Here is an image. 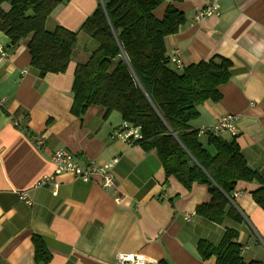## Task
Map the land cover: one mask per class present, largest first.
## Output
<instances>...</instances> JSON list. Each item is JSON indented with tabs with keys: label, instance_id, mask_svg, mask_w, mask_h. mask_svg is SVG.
<instances>
[{
	"label": "crops",
	"instance_id": "obj_1",
	"mask_svg": "<svg viewBox=\"0 0 264 264\" xmlns=\"http://www.w3.org/2000/svg\"><path fill=\"white\" fill-rule=\"evenodd\" d=\"M108 1L60 0L47 20L48 31L61 26L78 33L64 74L40 77L31 65L28 40L12 47L0 32V48L8 53L0 60V264H44L35 258V236L51 255L45 264H114L119 253L140 256L147 264H217L215 256L203 259L198 245L218 246L228 229L239 233L245 264H264V210L253 199L258 181H240L234 191L232 206L242 223L229 217L212 223L196 213L212 199L207 185L188 190L166 177L155 151L112 138L125 122L118 112L106 114V108L92 105L81 118L71 113L76 66L98 47L81 26ZM213 2L219 15L197 20L198 11ZM169 5L186 22L166 38V56L177 54L184 66L215 56L231 62L230 80L219 88L222 100L201 105L190 126L199 130L237 115L235 141L249 168L264 180V0H164L155 16L162 19ZM206 136L200 141L208 148ZM59 149L83 166L118 157L114 188L103 189L99 178L83 182L69 173L55 175L52 156ZM50 176L51 183L39 185Z\"/></svg>",
	"mask_w": 264,
	"mask_h": 264
},
{
	"label": "trees",
	"instance_id": "obj_2",
	"mask_svg": "<svg viewBox=\"0 0 264 264\" xmlns=\"http://www.w3.org/2000/svg\"><path fill=\"white\" fill-rule=\"evenodd\" d=\"M164 0H109L99 4L81 26L98 47L85 63L76 66L71 113L81 118L92 105L118 112L123 121L140 126L145 151H155L166 177H175L186 189L207 185L210 203L196 213L215 224L227 217L237 223L242 215L232 206L240 181H258L255 203L264 210V180L252 171L235 141L208 133L206 147L190 123L207 101L220 102L219 88L230 80L231 62L220 57L176 69L166 56V38L179 32L186 17L168 6L162 19L155 11ZM60 0H0V32L11 46L27 41L31 65L40 77L64 74L72 62L78 33L64 27L54 31L46 23ZM8 6V9H5ZM211 150H214L212 152ZM239 233L228 229L220 244L198 245L203 259L217 264H245ZM36 261L47 263L51 255L35 236ZM162 264V263H161ZM258 264V263H251Z\"/></svg>",
	"mask_w": 264,
	"mask_h": 264
},
{
	"label": "built area",
	"instance_id": "obj_3",
	"mask_svg": "<svg viewBox=\"0 0 264 264\" xmlns=\"http://www.w3.org/2000/svg\"><path fill=\"white\" fill-rule=\"evenodd\" d=\"M219 15V5L216 2L211 3L206 8L199 10L196 19L199 20L205 17L218 16ZM8 56V53L0 48V60ZM168 62L173 65L176 69L182 70L185 66L177 54H171L167 56ZM238 116L234 114H227L221 117L214 125L209 127H201L198 130L199 135H207L208 133L214 134L216 136H224L225 134L231 136L232 138H237L240 134L238 128ZM113 139H119L128 145H136L138 141L142 139L141 127L124 122L122 126L115 130L112 133ZM42 142L39 141L38 145H41ZM1 160V153H0ZM52 160L55 165V175H60L63 173H69L74 176L76 179H79L83 182H92L95 178L100 179V184L103 189L110 190L115 186V176L114 168L118 163V157L112 159L111 161L105 164H98L96 162H90L88 165H81L75 155L65 149H59L56 151ZM54 180L53 176L46 177L39 185H46L51 183ZM237 193H234L235 197ZM21 198L28 205L32 204V200L29 198V195L26 192L21 193ZM187 220H190V216L187 215ZM148 261L143 259L140 256L119 253L115 258L114 264H147Z\"/></svg>",
	"mask_w": 264,
	"mask_h": 264
},
{
	"label": "rangeland",
	"instance_id": "obj_4",
	"mask_svg": "<svg viewBox=\"0 0 264 264\" xmlns=\"http://www.w3.org/2000/svg\"><path fill=\"white\" fill-rule=\"evenodd\" d=\"M202 142H204V140L202 139ZM205 146H206V144H205Z\"/></svg>",
	"mask_w": 264,
	"mask_h": 264
}]
</instances>
